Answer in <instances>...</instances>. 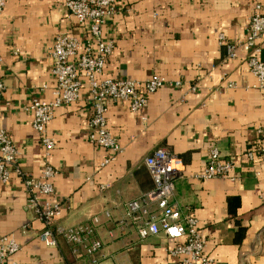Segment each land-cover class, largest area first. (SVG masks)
<instances>
[{"label": "crops", "instance_id": "crops-1", "mask_svg": "<svg viewBox=\"0 0 264 264\" xmlns=\"http://www.w3.org/2000/svg\"><path fill=\"white\" fill-rule=\"evenodd\" d=\"M255 1L264 6V0H115L116 11L102 27L114 47L99 78L141 82L158 75L166 81L138 112L123 101L107 102V126L122 151L103 165L106 150L88 141L93 109L86 85L78 101L54 109L47 129L56 145L48 156L28 109L33 99H54V37L69 34L84 42L86 24L62 0H6L0 12V128L17 147L21 169L34 176L46 163L57 169L51 199L62 210L55 224L93 223L102 244L95 264H180L167 253L174 241L161 234L140 241L136 228L122 223L126 203L153 187L143 162L160 146L182 161L172 201L197 218L210 264H264V158L246 156L264 132V88L241 45L238 58L226 60L218 37L241 44ZM260 58L264 62V39ZM212 146L234 164L230 175L236 179L195 178ZM26 200L16 174L0 183V237L13 235L21 246L4 264H93L60 236L57 247L42 243L44 225Z\"/></svg>", "mask_w": 264, "mask_h": 264}, {"label": "built area", "instance_id": "built-area-1", "mask_svg": "<svg viewBox=\"0 0 264 264\" xmlns=\"http://www.w3.org/2000/svg\"><path fill=\"white\" fill-rule=\"evenodd\" d=\"M65 8L80 24H86L87 39L82 42L69 34H57L52 42L50 58L51 72L54 77V99L50 102L33 99L28 109L32 112V128L39 135L45 156L55 148V140L48 134V123L54 109L61 104H70L79 100L81 89H89L88 101L92 105L89 120L91 132L88 141L107 152L103 165L111 162L122 151V146L108 129L105 108L108 101L126 102L131 112H138L147 105L151 94L160 89L165 79L154 75L144 81L131 78L114 79L102 77L106 60L114 47L113 40L103 38L102 27L106 18L116 11L115 0H62ZM6 0H0V12ZM246 36L241 44L225 40L219 34L220 44L226 49V60L238 58L237 48L241 45L247 52L245 63L255 76L260 88H264V62L260 59L261 43L264 39V6L259 2L251 5V15L245 27ZM2 58L0 57V62ZM3 84L0 82V90ZM258 155L264 158V132L259 134L258 145L246 153L248 160ZM18 149L7 132L0 128V183L7 184L16 174L22 181L27 194L26 205L34 211L44 229L39 233V240L49 247H57L60 236L69 245L72 253L91 257L101 249V242L95 237L93 223L78 224L71 227L56 225L62 204L53 201L54 178L57 169L46 163L38 176L21 169ZM144 165L153 182V187L139 199L126 203L124 220H128L137 231L140 241L159 234L174 245L167 248V253L178 259L180 264H210L211 259L205 252L206 242L200 235L198 220L172 201L174 181L180 175L182 161L164 146L157 147L145 157ZM235 168L231 161L220 158L219 151L212 146L208 151L205 168L195 175L197 179L229 178ZM258 175V173H256ZM29 226L21 227L22 232ZM21 246L13 235L0 237V264L18 252Z\"/></svg>", "mask_w": 264, "mask_h": 264}, {"label": "trees", "instance_id": "trees-1", "mask_svg": "<svg viewBox=\"0 0 264 264\" xmlns=\"http://www.w3.org/2000/svg\"><path fill=\"white\" fill-rule=\"evenodd\" d=\"M223 46V45H222ZM223 48H224V46H223ZM261 59V58H260ZM262 60V59H261Z\"/></svg>", "mask_w": 264, "mask_h": 264}]
</instances>
